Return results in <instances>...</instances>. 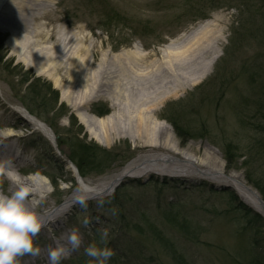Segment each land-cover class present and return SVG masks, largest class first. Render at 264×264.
Instances as JSON below:
<instances>
[{
	"label": "rangeland",
	"instance_id": "374dc122",
	"mask_svg": "<svg viewBox=\"0 0 264 264\" xmlns=\"http://www.w3.org/2000/svg\"><path fill=\"white\" fill-rule=\"evenodd\" d=\"M56 3L46 10L50 13L45 19L48 29L59 32L65 28L78 32L77 42L86 36L87 44L94 43L100 54L108 52L110 56L121 50L134 49L136 45L146 52L157 53L191 28L216 18L217 30H223L226 36L221 57L209 76L190 87L179 100L166 102L160 108L159 115L171 127L175 143L180 144V151H186L194 158L214 154L217 166L223 165L228 174H240L262 197L248 178H264V142L262 150L255 155L250 153L258 147L261 139L251 125L264 121V118L261 119L263 113L257 112L258 106L264 103V93H261L264 81V21L259 20L257 25L254 23L247 27L252 23L247 22L252 20L246 12H240L242 5L235 0H57ZM213 7L216 10H212ZM113 12L120 16L111 19ZM28 14L26 12L23 17L28 20L25 22L33 23L32 27L44 25L45 22L39 20L34 25L33 13ZM2 22L0 25H3ZM22 25L23 32L30 24ZM0 35L5 39L0 47V103L9 110L2 119L20 122L15 131L23 134L18 144L27 161L22 167L23 176L45 182L47 197L39 206L40 215L59 207L78 188L77 179L68 164L70 149L68 146L58 147V137L86 136L88 142L114 154L110 167L102 170V173L83 178L89 182L113 178L141 155L127 138L112 141L108 147L97 142L76 116L70 101L62 99L63 92L55 87L54 82L38 75L19 59L18 53H14L11 41H8L10 32L0 29ZM21 37L18 41H25L26 34L23 33ZM34 50V46L28 47L27 44L24 49L26 61L43 55ZM100 59V56L94 58V68ZM81 80L70 82L64 78L63 83L68 84L65 90L84 89ZM95 82V85L113 83L106 77L105 81L97 79ZM32 84H37V88L30 91ZM49 87V91H56L59 96L58 103L54 105L50 104L52 97L46 95ZM33 92L40 99L48 98L45 110L38 108V103L33 101ZM81 92L77 97L78 100L82 98L79 102L90 100L91 95L86 96ZM62 104L67 115L63 111L65 114L59 117ZM14 105L25 107L46 123L55 134L58 149L21 119L14 111ZM90 108V113L97 117L106 109L112 112L107 98L97 99ZM71 115L75 125L69 119ZM177 128L187 131V142L179 137ZM228 145L239 148L231 158L233 163L230 165L225 158ZM37 170L41 173H36ZM11 188L10 182L0 181V192L8 193ZM233 195L237 201L233 200ZM86 203V207L78 204L62 216V227L67 232L77 227L83 234L81 249L63 260L62 264H89L90 258L84 254V247L98 242L100 233L105 229L110 237L107 246L116 253L109 264H178L176 254L184 255L190 264H249L252 256L264 261V217L228 186H219L197 177L170 178L152 174L138 179L128 178L110 197ZM241 205L251 214L242 212ZM114 208L117 209L115 216L112 215ZM172 213H177L178 221L186 220L183 226L187 231L182 229L179 222L170 223L167 216ZM85 217L89 220L87 226L82 224ZM53 230L49 228L48 234L40 233L36 237L40 254L44 252L45 255L52 245V238L56 239L62 232L58 230L53 233ZM160 240H171L174 247L169 248ZM43 255H40L39 262L34 259L33 264H48ZM32 258L21 257L20 264Z\"/></svg>",
	"mask_w": 264,
	"mask_h": 264
},
{
	"label": "bare ground",
	"instance_id": "6f19581e",
	"mask_svg": "<svg viewBox=\"0 0 264 264\" xmlns=\"http://www.w3.org/2000/svg\"><path fill=\"white\" fill-rule=\"evenodd\" d=\"M56 1L0 0V22L3 21V25H0L1 31L10 32L8 41H11L14 53H18L21 61L33 68L38 75L53 81L55 87L63 92L62 99L70 101L76 116L97 142L108 147L112 141L127 138L141 155L118 175L96 183L84 180L76 165L68 163L77 179V190L59 207L41 215L49 222L41 234H48L49 228H54L53 233L62 231L56 239L52 238L51 247H55L58 240L64 242L61 237L67 231L62 227L61 219L79 204L77 197L86 195L87 201L104 199L110 197L126 179H138L152 174L170 178L197 177L219 186L231 187L243 201L264 217L262 197L240 174H228L223 165L217 166V159L212 153H208L205 158H194L186 151H180V144L175 143L171 127L159 115L160 108L166 102L179 100L190 87L199 84L213 70L226 41L224 31L217 30L218 20L213 18L202 22L157 53L146 52L136 45L134 49L121 50L110 56L108 52L100 54L94 43L87 44L86 36L77 42L78 32L65 28L59 32L48 29L45 19L50 13L46 10H50ZM26 12H29L28 15L33 13L34 25L37 20L45 22L44 25L35 28L32 27L33 23L25 22L28 21L23 17ZM21 25L29 27L22 32ZM23 33L26 34V39L19 42ZM27 44L28 47L34 46L43 55L26 61L24 49L26 50ZM98 56L101 59L94 68V58ZM105 77L110 78L113 83L102 82L103 84L95 85L97 79L105 81ZM64 78L70 82L82 79L80 84H83L84 89L65 90L68 84L63 83ZM90 82L94 84L89 85ZM81 91L86 96L91 95L90 100L79 102L82 99L78 100ZM103 98L110 100L112 112L106 109L99 117L91 114V103ZM13 107L21 119L58 149L55 134L46 123L23 106ZM0 110V158H13L22 173V167L27 161L23 157V149L18 147L23 134L15 131L20 122L2 119L3 115L9 113L5 104L0 103ZM60 155L63 156L62 153ZM36 173L41 172L37 170ZM27 179L36 188L31 200L34 210L40 214L39 206L47 197L45 182L42 179ZM13 190L14 185L8 193H0L10 194ZM40 255L25 260L24 264H33L34 259L39 262ZM43 259L48 260V252L43 255Z\"/></svg>",
	"mask_w": 264,
	"mask_h": 264
},
{
	"label": "clouds",
	"instance_id": "9594fccd",
	"mask_svg": "<svg viewBox=\"0 0 264 264\" xmlns=\"http://www.w3.org/2000/svg\"><path fill=\"white\" fill-rule=\"evenodd\" d=\"M5 180L14 185V190L10 194L0 193V264H20L21 257L40 255L36 237L49 222L34 210L31 197L36 188L19 171L13 158H0V181ZM87 199L86 195H81L77 202L86 207ZM116 214L117 209H112V215ZM82 224H89L87 217ZM61 238L64 242L58 240L56 246L49 249L48 264H62L83 246V234L77 227L62 234ZM109 238V231L105 229L98 242L84 247V254L90 258L89 264H109L116 254L107 246Z\"/></svg>",
	"mask_w": 264,
	"mask_h": 264
},
{
	"label": "trees",
	"instance_id": "16d2710c",
	"mask_svg": "<svg viewBox=\"0 0 264 264\" xmlns=\"http://www.w3.org/2000/svg\"><path fill=\"white\" fill-rule=\"evenodd\" d=\"M239 3H241L242 5V9L240 10V12L244 13L246 12V14H248V18L252 21H248L247 23H251L249 24L247 27H251L254 23H259L260 21H264V0H235ZM260 5V6H257ZM208 9V7H206ZM215 7L212 8V10H214ZM216 10V9H215ZM120 15L113 12L111 15V19L112 18H118ZM200 18L202 19H207L206 16H200ZM112 25V23H111ZM243 27H246V25L243 24ZM236 32H234V37ZM4 37H2V35H0V47L2 46L3 42H4ZM235 41H232V45H234ZM229 54L228 50L226 51V54ZM227 54V55H228ZM261 93H264V81L261 84ZM37 88V84H32V86L30 87V91H32L33 89L35 90ZM50 87L48 88V92L46 93V95L51 96L53 102H51L50 104L54 105L55 102L58 103L59 100V96L58 93L56 91H49ZM34 97L32 98L34 102H37V106L38 108H41L43 110H45L44 108H46V104L48 101V98L45 96L43 99H40V96L37 94L35 95V93L33 92ZM50 100V99H49ZM35 104V103H34ZM33 104V105H34ZM65 105L62 104L60 107V111L61 114L59 117H62L63 114L66 113V109L64 107ZM49 110V109H47ZM63 111L65 113H63ZM257 112L264 115V103H261L260 106H258ZM63 113V114H62ZM67 115V113H66ZM99 115V114H98ZM103 115V114H101ZM58 117V119H59ZM264 117H262L261 119H263ZM69 119L74 123L73 125H75V119L74 117L71 115L69 117ZM252 129L253 131L259 135V137H261V139L258 141V147L254 148L250 153L255 155L256 153H258L260 150H262L261 146L264 142V121H258V122H253L252 123ZM177 127V126H176ZM81 130L82 128L79 127ZM178 129V135L180 138H182L184 140V142H187L186 137L187 136V131L182 130V129ZM176 129V130H177ZM58 146L60 148H62V146H68L70 149V154H68V158L69 160H71L76 167L79 170L80 175L85 178L88 177L90 175H93L95 173H102V170H104L107 167H110L111 162L114 159V155L106 152L105 150H102L101 148H99L96 144L92 143V142H88L87 141V137L83 136V138L80 137H69L66 139H61V137H58ZM239 148L232 146V145H228L226 147V151H225V158L227 160V162L230 164H232V160L231 158H233V156H235L236 153H238ZM248 151H250L248 149ZM255 153H252V152ZM242 158L240 156H236V158ZM113 158V159H112ZM238 160V159H236ZM235 160V161H236ZM245 164V163H243ZM248 163H246L247 165ZM249 183L254 185L260 192V194L262 195L263 199H264V178L263 176L260 177H249L248 178ZM54 187H57V184L53 182ZM233 200L237 201V198L233 195ZM242 208V209H241ZM240 210L244 213H247V215L251 214V212L249 210H247L243 205H241ZM173 215L171 216H167V219L170 221V223H178L179 225H181L182 229H185V227L183 225H185L186 220H184L183 222L178 221V217H177V213H172ZM189 228V227H188ZM156 230V228H154ZM186 230V229H185ZM187 231V230H186ZM161 242V240H160ZM161 244H166V246H168L169 248L174 247V244L171 240H162ZM172 252H175L174 249L171 250ZM176 261L178 264H190L187 263L184 255H180L178 256V254H176ZM257 256H252L251 257V261L249 262V264H264V261L261 260H257L256 259Z\"/></svg>",
	"mask_w": 264,
	"mask_h": 264
}]
</instances>
